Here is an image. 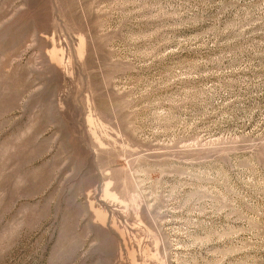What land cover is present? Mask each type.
<instances>
[{"label":"rangeland","instance_id":"obj_1","mask_svg":"<svg viewBox=\"0 0 264 264\" xmlns=\"http://www.w3.org/2000/svg\"><path fill=\"white\" fill-rule=\"evenodd\" d=\"M0 264H264V0H0Z\"/></svg>","mask_w":264,"mask_h":264}]
</instances>
